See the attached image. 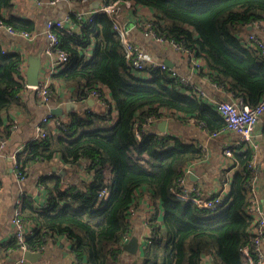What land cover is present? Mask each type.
Here are the masks:
<instances>
[{
    "label": "trees",
    "instance_id": "obj_1",
    "mask_svg": "<svg viewBox=\"0 0 264 264\" xmlns=\"http://www.w3.org/2000/svg\"><path fill=\"white\" fill-rule=\"evenodd\" d=\"M106 4L124 0H103ZM148 6L149 21L162 37L182 42L201 58L202 71L217 87L256 105L264 96V56L239 38V30L252 21L264 19V0H132ZM14 0H0V21L16 30L36 31V22L12 12ZM71 18L80 25L79 34L56 29L60 47L70 53L67 66L53 75L81 95L105 85L111 100L107 114L85 111L72 113L65 128L51 130L44 138L28 141L17 158V171L27 173L35 160L51 161L57 155L77 167L84 165V179L66 186L55 177L47 187L48 203L33 209L34 234L26 240L29 248L45 246L50 238L64 235L75 256L91 264H203L206 254L213 264H250L242 253L249 242L252 216L249 181L257 176L252 167L255 152L250 147H234L230 191L218 211L182 200L172 187L186 165L204 157L197 145L165 132H152L139 139L137 122L165 111L193 118L211 133L223 130L224 118L203 97L190 94V86L168 70L155 68L150 78L133 72L127 62L122 40L107 14L91 23ZM93 44L88 56L87 47ZM23 56L7 52L0 44V126L6 136L9 124L3 113L21 99L25 81L19 75ZM117 111L115 121L112 112ZM13 123V120H12ZM12 123H10L12 125ZM12 128V126H11ZM45 183V178H41ZM109 195L100 202L99 192ZM157 197L163 208L162 221L150 219L151 235L141 254L130 261L122 258L123 241L129 232V215L143 189ZM25 217V216H24ZM18 248V242L12 243Z\"/></svg>",
    "mask_w": 264,
    "mask_h": 264
},
{
    "label": "crops",
    "instance_id": "obj_2",
    "mask_svg": "<svg viewBox=\"0 0 264 264\" xmlns=\"http://www.w3.org/2000/svg\"><path fill=\"white\" fill-rule=\"evenodd\" d=\"M14 2L15 9L12 12L20 17L34 20L38 36L35 40H29L15 36L6 30H1L0 44L7 52L17 51L22 54L26 80L27 55L46 46L47 38L39 29L45 27L48 19H64L67 15H71L77 10L97 8L95 6L97 2L100 4L105 3L103 0H89L87 4L76 7L72 3L64 1L54 5L39 4L37 0H14ZM152 14L153 11L148 6L134 5L132 8H123L122 21L124 26L130 29L133 40L144 50L149 51L155 59L165 62L170 68L175 69L181 76L185 77L190 87L202 88L205 92L204 99L208 103L214 104L218 101L233 100L231 93L217 87L206 75H202L201 72L195 70L181 52L174 50L170 46L162 45L152 36L144 34L142 27L138 23L149 19ZM73 23L75 34H79L80 25ZM92 49L93 44L86 48L85 52H87L88 56L91 54ZM199 60L206 68L203 59L199 58ZM47 62L44 49L40 81ZM25 83L27 82L25 81ZM103 88L110 93L107 86L104 85ZM51 90L52 93L49 100L41 105H36L39 100L37 93L25 85L21 92V99L11 109L3 113L7 124H9L7 128L9 133L6 136L5 126H0V137L7 139L4 155L0 158V264H75V255L71 249V243L64 235L50 238L45 245V249L40 252L42 256L33 261L23 259L24 261L20 262L23 258V251L12 247V243L16 240L12 218L19 204L21 203L20 210L22 215L28 219L33 209L43 208L48 203L49 193L47 187L54 185L55 177H62L64 179L62 182L66 186L78 184L84 179L82 173L84 165L80 164L77 167L76 165L65 163L60 155H57L51 161L37 159L27 167L26 179L20 181L16 177L10 154L19 146L26 145L28 141L36 138L37 127L41 124L43 116L52 112L54 108H62L63 114H56L62 120L69 118L75 112L93 111L103 114L109 112L108 108L94 100L89 93L83 96L79 87H71L69 84L53 77ZM116 114V110H113L111 115L113 119L116 118ZM15 118L19 120V127L12 129L10 123ZM165 121H167L166 134L177 136L186 143L197 145L205 152L202 159L188 164L191 172L187 175V183L191 186H196L205 194H218L223 191L225 198L230 191L231 176L236 171L237 166L233 165V158L224 154V147L227 144L233 148L242 146L237 144L239 135L229 130H223L218 136L214 137L206 127L192 122L187 117H178L177 115L171 116ZM158 123L154 129L162 133ZM53 124L51 122L47 125L51 130L58 131ZM254 135L257 146L247 144L242 147L248 146L253 148L255 152L258 192L261 198V208L264 211V114L255 126ZM42 177L45 178V183L41 182ZM224 180H228V182L224 183ZM149 216H155L161 222L163 208L161 201L145 188L141 190L137 203L129 217V238L132 235L139 237L140 251L137 254H132L124 249L121 253L124 261H130L141 254L149 232L146 225V219ZM81 264L91 263L84 260L81 261ZM203 264H213L209 254L204 255Z\"/></svg>",
    "mask_w": 264,
    "mask_h": 264
},
{
    "label": "built area",
    "instance_id": "obj_3",
    "mask_svg": "<svg viewBox=\"0 0 264 264\" xmlns=\"http://www.w3.org/2000/svg\"><path fill=\"white\" fill-rule=\"evenodd\" d=\"M39 4L47 3L49 5L57 4L60 1L67 3H77L79 6H83L89 2V0H37ZM134 7V2L132 0L115 1L112 4L102 3L97 8L91 10H77L73 14L77 20L81 22L91 23L94 18L99 14H107L113 21L114 29L119 33L127 62L131 67L132 71L137 73L142 78H150L152 76L151 72L155 68H161L162 70H168L173 77L179 78L182 82L187 84L185 77L181 76L175 69L170 68L165 62L159 61L154 58V56L147 50H144L136 41L133 40L130 29L124 26L122 21V10L123 8ZM75 22L71 15H67L64 19H48L45 24V36L47 38L45 46V55L47 57V65L43 71L41 81L38 85L30 86L27 83L25 85L33 89L39 100L36 105H41L47 102L52 93L51 90V80L54 74H56L60 69L64 68L69 64L70 53L65 49L60 47L61 39L56 32V29L60 28L65 30L69 34H75ZM76 23V22H75ZM147 36H152L158 43L162 45H167L172 47L174 50L181 52L193 68L199 72L207 71L204 68L199 58L195 56L192 49L185 46L182 42L175 41L174 39H168L166 37L159 36L154 30L153 25L149 19L144 22L138 23ZM250 26V28H249ZM6 30L7 32L22 38L29 40H35L38 36L37 31L28 32L23 30H16L12 26L6 24L2 20L0 21V31ZM239 38L243 43H246L256 49H259L264 56V19L258 18L247 25L246 29L239 32ZM24 62L19 66V77L21 80L26 81L24 75ZM189 85V84H188ZM104 85L98 88L90 90L89 95L96 101L102 103L104 107L109 108V101L111 100V95L106 92L103 88ZM190 94L205 97V92L202 88L193 86L190 87ZM219 114L224 118L226 126L223 130H229L235 132L239 135L238 145H254L257 143L254 140L255 126L259 122L261 116L264 114V96L260 101L251 106L245 102L242 98L233 100L218 101L213 104ZM117 112V111H116ZM171 116L170 112L165 111L162 115L152 114L147 116L144 122L136 124L137 130L136 135L139 139H142L143 135L146 133L159 132L154 128L156 124L162 120H168ZM189 119L192 122H196L193 118ZM115 121V119H113ZM53 122L58 128H65V122L61 118L57 117L56 114L50 112L43 116L41 124L37 127L36 138H44L47 134V125ZM198 124V123H197ZM201 125V124H199ZM12 129H17L19 127V120L15 118L12 123ZM48 126V125H47ZM202 126V125H201ZM59 130V129H58ZM216 131L211 133L212 136L216 137L221 133V131ZM7 139L0 137V158L4 155ZM25 148V145H21L16 148L10 157L14 164V171L16 177L20 181L26 179L27 173H20L17 171L18 163L17 158L19 153ZM234 148L227 144L224 147V154L230 158H233ZM194 162V161H193ZM192 163V162H191ZM252 167L256 168L255 159L252 161ZM191 172L189 165H186L183 175L178 179L176 184L172 187V192L182 200H191L198 206L203 208H208L211 211H218L224 202V193L221 191L218 194H205L196 186H191L187 183V175ZM228 180H224L227 183ZM250 187V202L247 206V212L252 216L253 220L249 228V242L242 247V253L250 264H264V248H263V238H264V211L261 208V198L258 192V178L254 176L249 181ZM141 191H139L140 195ZM109 195V190L103 188L99 192L100 202L107 198ZM46 206V205H45ZM44 206V207H45ZM21 203L14 212L12 222L14 224V237L18 242V249L20 251H31V252H41L45 249V246L37 249L29 248L26 244V240L34 234L35 222L32 219L25 218L20 210ZM42 209V207H39ZM134 206L131 208L133 211ZM130 212V213H131ZM130 217V215H129ZM152 216L147 217L146 225L149 229L147 237L151 235L150 219ZM129 232L125 236L123 244L129 238ZM24 258L20 262L24 261ZM75 264H81V260L74 256Z\"/></svg>",
    "mask_w": 264,
    "mask_h": 264
},
{
    "label": "water",
    "instance_id": "obj_4",
    "mask_svg": "<svg viewBox=\"0 0 264 264\" xmlns=\"http://www.w3.org/2000/svg\"><path fill=\"white\" fill-rule=\"evenodd\" d=\"M72 4L76 7L79 5L77 3H72ZM99 5L100 3L97 2L95 6L98 7ZM39 31L45 34V27L39 29ZM44 49L45 46L27 55L28 66L26 70V77H27L26 82L30 86L38 85L40 82L39 77L42 71ZM52 112L54 114H61V115L63 114L62 108H54ZM158 125L160 126V130L162 132H166L167 121L165 120L160 121ZM123 248L125 250H128L132 254H137L140 251L139 237L137 235H132L131 238H129V240L123 244ZM41 256L42 253L40 252H31L29 250L23 252V258L32 261L40 258Z\"/></svg>",
    "mask_w": 264,
    "mask_h": 264
}]
</instances>
